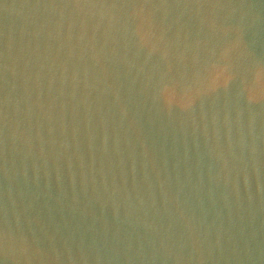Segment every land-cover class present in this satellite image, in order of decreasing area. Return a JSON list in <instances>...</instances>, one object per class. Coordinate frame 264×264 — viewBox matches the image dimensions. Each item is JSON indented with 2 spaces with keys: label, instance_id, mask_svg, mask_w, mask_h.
Wrapping results in <instances>:
<instances>
[{
  "label": "water",
  "instance_id": "95a60500",
  "mask_svg": "<svg viewBox=\"0 0 264 264\" xmlns=\"http://www.w3.org/2000/svg\"><path fill=\"white\" fill-rule=\"evenodd\" d=\"M0 264H264V0H0Z\"/></svg>",
  "mask_w": 264,
  "mask_h": 264
}]
</instances>
